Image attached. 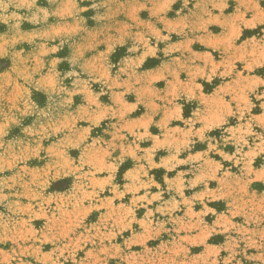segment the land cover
<instances>
[{
    "label": "rangeland",
    "instance_id": "rangeland-1",
    "mask_svg": "<svg viewBox=\"0 0 264 264\" xmlns=\"http://www.w3.org/2000/svg\"><path fill=\"white\" fill-rule=\"evenodd\" d=\"M31 2L12 0L15 16L0 10V29L5 26L0 31V131L6 132L0 139V264H264V154L253 158L250 170L241 175L243 165L211 151L215 146L223 156H233L234 143L224 142L238 139L250 120L252 132L264 134V65L241 63L222 75L245 73L227 95L237 106L235 114L181 153L201 147L208 163L201 159L202 167L190 162L168 171L165 161L166 168L153 161L154 167L141 178L151 184L145 189L134 181L138 173L124 172L135 163L128 161L117 167L109 183V142L116 151L132 150L124 142L130 138L113 133L121 121L113 114L138 95L158 100L164 95L150 89L143 72L151 62L143 64L141 56L152 53L151 45L160 55L165 42L158 39L163 23L147 27L149 14L167 19L189 11L194 0H119L118 10H105L117 12L118 35H106L95 51L88 48L102 27L96 16L104 9L91 7L98 0H80L87 8L79 18L84 42L62 48L57 45L64 26L56 17L49 16L47 23L41 17L63 12L69 0H35L31 8H15ZM71 2L79 6V0ZM146 3L153 5L148 12ZM130 21L137 25L134 30ZM254 32H263L262 27ZM18 38L20 43L10 52L11 42ZM258 38L264 46V36ZM175 59L183 82L193 89L199 86L191 81L190 70L196 68L190 61ZM137 63L140 67L134 69ZM21 65L30 84L11 79ZM84 65L86 74L81 73ZM10 66V73H5ZM222 76H210L204 89H212ZM155 83L158 90L164 81ZM245 85L254 88L249 91ZM198 100L195 105H200ZM191 109L192 102L186 103L185 113ZM238 109H245L243 116ZM97 117L100 123L93 126ZM229 129L239 131L233 136ZM81 136L87 140L83 147L67 146ZM247 138L252 149L260 143L255 136ZM82 167L90 169L87 178L79 175ZM193 182L195 188L187 186ZM141 196L146 198L140 200Z\"/></svg>",
    "mask_w": 264,
    "mask_h": 264
},
{
    "label": "crops",
    "instance_id": "crops-1",
    "mask_svg": "<svg viewBox=\"0 0 264 264\" xmlns=\"http://www.w3.org/2000/svg\"><path fill=\"white\" fill-rule=\"evenodd\" d=\"M233 1L235 2L232 3V0H194L189 11L185 10L182 13L172 14V17L167 19H162L164 25L158 34L165 38L163 40L165 42L159 48L161 54H156L154 46L151 45L152 53L143 60V64L146 61L151 63L144 67L143 72L146 74L149 82L148 86L152 91L168 95L170 98L173 96L178 98L173 100L171 105L165 107L163 111H161V108L164 106L161 105V102L154 95L151 98L146 96L145 99H139L138 95L135 97L136 100H127L122 103L125 109L132 105H138V107L133 108V112L130 115L126 113L125 117L116 123V130L121 125H126L132 128L133 131L137 127L143 128L147 125L153 137L152 141H144L134 147L131 142L133 137L129 135L128 138L130 139L124 142L132 150L130 152L125 151V153L120 151L113 153L114 157L122 156L124 158V161L120 164L135 161V163L126 166L124 172L133 171L132 173H138V162L136 161L138 155H146L151 148L157 143H161L165 137L176 138L190 135V129L186 128L182 121H191L194 116L198 117L199 122L195 126V131L201 134L202 141L213 130L220 127L206 128L209 123L215 124L214 119L207 114L209 110L214 111L217 116L226 112H235L237 106H233V104L228 102L227 95L228 92L229 94L232 93L231 86H234L235 81L241 77L245 79V73L242 72V75L234 73L230 77L222 75L227 73L230 66L241 63L252 64L255 67L264 65V63L259 62L264 60V56L259 54L260 49L264 46L258 38V36H264V25H258L256 28L252 27L255 21L264 17L246 11L253 4L259 9H264V0ZM231 5L232 9H228ZM259 27H262L263 32L256 35L254 31ZM3 29H5V26L0 31H3ZM174 34L177 35L176 38L166 39L169 35L173 36ZM121 46L122 44H120ZM167 49H173V51L169 54L166 51ZM175 58L188 59L190 61L192 68H196L190 70L191 81L197 82L199 86L193 89L190 86L191 84L183 82L181 70L174 67L177 60ZM11 68L12 66L5 70V73L9 74ZM201 69H203V73H201ZM216 75H221L223 79L214 83L212 89L206 91L204 84L208 83L210 76L212 79ZM256 79L261 85L262 80H259L258 77ZM162 80L164 84L157 90L154 87L155 82ZM116 95L119 96L120 94L116 92ZM189 97H191L192 109L190 114H186L184 107L186 103H190L188 101ZM196 98L199 99L200 105H197V103L195 105ZM137 109L141 110L136 112ZM153 111L157 112V115L153 117L155 123L152 125L148 117ZM230 116L227 117V120ZM169 117L172 120H168ZM161 128L163 136L161 135ZM113 133L116 134V132ZM118 137L125 138L122 135ZM198 142L200 141L196 143ZM203 150L200 147L185 156L180 155L179 158L187 160L189 157H197L198 159L194 162V165L195 167H202L204 162L201 159L208 163L207 155ZM161 151L159 150L154 154L153 161L157 166L162 165V167L166 168L163 162L167 161L168 152L163 150L165 153H160ZM140 163H144L147 167L146 161H141Z\"/></svg>",
    "mask_w": 264,
    "mask_h": 264
},
{
    "label": "clouds",
    "instance_id": "clouds-1",
    "mask_svg": "<svg viewBox=\"0 0 264 264\" xmlns=\"http://www.w3.org/2000/svg\"><path fill=\"white\" fill-rule=\"evenodd\" d=\"M51 2H54V0H51ZM34 4H35V0H32L31 4H28V3L15 4V8L16 9L31 8L32 6H34ZM12 7H13L12 0H0V10L10 11ZM62 7L64 8L63 12H60V13L49 12L43 17H41V20L44 23H47L48 17L53 16L58 19L59 23L62 26H64L65 30L58 34L60 36L59 43L57 45L58 48L64 47L65 44L68 45L69 42L80 41L81 43H83L84 38L82 36V32H83V29L81 27L82 22L79 18L82 12L87 11L85 10L87 8L80 6V0H79V6L76 3L71 2V0H69V3L63 5ZM91 7L94 9H101V8L104 9L103 12H99V11L97 12V13H104L102 15L96 16V20L98 22H102L101 23L102 27L99 29V31L96 34L95 44L91 45L88 48L89 51H95L99 45L103 44L104 37L106 35H109V34L118 35V32L116 31L117 25H118V20L116 19L117 12L116 11H105V10L106 9H117L118 10L120 7V3H119V0H108V2H100V0H98V2L92 3ZM152 7L153 5L151 3H146L145 11L148 12V9ZM246 11L251 12L252 14H259L262 17H264V9H259L258 7H256L255 4H253L248 9H246ZM10 12H12L13 16L16 15V12L14 11H10ZM26 18L32 19V17H26ZM149 19L151 21V24L147 26L148 28H151L153 25L163 23L161 16L155 12H152L151 14H149ZM129 23H131L133 30L137 27L134 21H130ZM258 25H264V18H261L260 20L255 21L252 27L256 28ZM146 34L151 35L152 33L146 31ZM158 39L163 41L165 38L158 37ZM18 43H20L19 38L17 40L12 41L11 45L9 46V51L10 52L14 51L15 50L14 46ZM166 51L167 53L170 54L173 51V49H167ZM133 52H136L135 47L133 48ZM259 54L261 56H264V47L260 49ZM145 58L146 56H141V61H143ZM80 59H81V63H83L82 58ZM73 62L75 63L76 61L74 60ZM259 62L264 63V60H261ZM139 67H140L139 63L133 66L134 69L139 68ZM87 72H88V68L86 65H84L81 68V73L86 74ZM201 73H203V69H201ZM11 79L23 80L25 84L31 83L30 78L28 76H25L22 65L20 66L19 70L12 71ZM208 82L210 83L211 80H208ZM137 83H139V81ZM245 88L251 91L254 88V85L253 86L245 85ZM176 98L178 97L173 96L170 98V96L168 95H162L159 98L161 105L164 106L161 108V111H163L165 107L170 106L173 100H175ZM261 98H264V93L261 94ZM188 101L189 102L191 101V97H189ZM135 107H138V105H132L131 107H128L124 109L123 111L114 113L113 115H118L119 119L122 120L125 117L126 113L130 115L133 112L132 109ZM238 111H239V114L243 116L245 109H238ZM207 114L209 115L210 118L214 119L215 124L209 123L206 125V128H212L213 126L225 125L227 123V117L229 115H234L235 113L226 112L223 115L217 116L214 111L209 110ZM156 115H157V112L153 111L152 114L148 117V120L152 125L155 123V120L153 119V117H155ZM168 120H172V118L169 117ZM165 122H168V121H165ZM182 122L184 123V126L186 128L190 129V135H185L184 137H176V138L165 137L161 143H157L153 148H151L146 155L145 154H143L142 156L138 155L136 159V161L138 162V168H137L138 174L134 177V181L137 183L138 187L145 188V189H148L149 187H151L150 183L145 184L141 178L144 176L146 169H151L154 167L153 165L154 154L159 150H165L168 152V160L165 162L168 171H172L180 165L188 164L190 162H195L198 159L197 157H189L187 160H182L179 158L181 153L185 151H190L194 147L195 143L197 141H201L202 139L201 134L195 131V126L199 122L198 117L194 116L191 121H182ZM99 123H100L99 117H97L95 120L92 121L93 126H96ZM252 123L253 121L250 120L248 125L244 127L242 132H240L238 139L233 141L230 137L228 141L224 142V143H234L235 154L233 156H223V153L220 152V149L215 146L211 149V151L219 153L223 157L224 160L231 161L234 165H237V166L243 165V169H241V175L244 174L245 170H250L249 165L252 163L253 158L261 154H264V134H260L259 136H257L256 133L252 132ZM261 128L264 129V125H261ZM160 130H161V135L163 136L162 128ZM56 131H61V130L57 129ZM229 131H231L232 135L235 136L236 131H239V130L229 129ZM5 134L6 132L0 131V139H2V137ZM116 135L117 136L122 135L124 137H128L130 135L131 137H133L131 142L134 147L135 145L141 144L144 141L153 140V137L150 134L147 125L143 128L137 127L135 131H133L132 128H129L126 125H121L120 127L117 128ZM249 136H255L260 141V143L256 144L254 149H252V146L249 145V140L247 138ZM118 142H117V145H118ZM86 143H87V140L85 139V137L81 136L79 140H77L75 143L69 142V145L67 146L83 147V145ZM245 147H248V149H251V150L244 151ZM108 148H109V151L105 153V156L110 161V163L105 165V170L109 172L108 182L110 183L114 177L117 167H119V164L124 161V158L122 156L113 157V153L117 150V148H114L111 142H109ZM141 161H146L147 167L145 166L144 163H140ZM84 163H90V162L82 161V164ZM59 166L61 167L63 166V161L60 162ZM100 170L101 169L98 167L95 168L96 172H99ZM89 171H85L84 168L82 167L79 175H81L84 178H87ZM205 175H207V173H205ZM187 186L191 188H195L196 182H193L191 185H187ZM168 187L170 190L172 187L171 183H169ZM125 191H128V190H125ZM124 194L125 193H120L121 196H123ZM145 198L146 197L144 196L139 197L140 200H144ZM152 199H159V196L153 197ZM151 202L152 200L148 201V203H151ZM133 203H135V201Z\"/></svg>",
    "mask_w": 264,
    "mask_h": 264
}]
</instances>
